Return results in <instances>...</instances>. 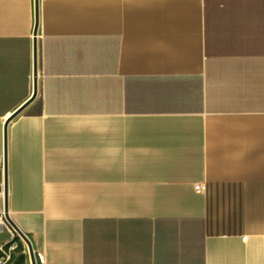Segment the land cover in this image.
I'll list each match as a JSON object with an SVG mask.
<instances>
[{
	"label": "crops",
	"instance_id": "obj_1",
	"mask_svg": "<svg viewBox=\"0 0 264 264\" xmlns=\"http://www.w3.org/2000/svg\"><path fill=\"white\" fill-rule=\"evenodd\" d=\"M2 215L0 264H264V0H0Z\"/></svg>",
	"mask_w": 264,
	"mask_h": 264
},
{
	"label": "water",
	"instance_id": "obj_2",
	"mask_svg": "<svg viewBox=\"0 0 264 264\" xmlns=\"http://www.w3.org/2000/svg\"><path fill=\"white\" fill-rule=\"evenodd\" d=\"M38 27V24L36 25V29ZM38 91V59H37V43L35 42L34 44V93L31 99H33ZM31 100H29L26 104H24L22 107H20L18 110H16L11 116L10 118L7 120L6 126H5V170L7 169V157H6V134H7V125L9 123V121L11 119H13L18 113H20L23 108L30 102ZM5 200H6V204H5V219L8 222V224L11 226V228L18 233L19 235H21L28 243V245L31 248V244L29 242V240L27 239V237L23 234V232L15 225V223L11 220V218L8 215V207H7V177L5 179ZM32 250V248H31Z\"/></svg>",
	"mask_w": 264,
	"mask_h": 264
},
{
	"label": "built area",
	"instance_id": "obj_3",
	"mask_svg": "<svg viewBox=\"0 0 264 264\" xmlns=\"http://www.w3.org/2000/svg\"><path fill=\"white\" fill-rule=\"evenodd\" d=\"M196 189H197V190H202V189H203V186H202L201 184H198V185H196ZM3 218H4L3 215L0 216V220H1V221H3ZM12 247H13V246H12ZM8 257H9V253L7 252L6 255H5V259H7Z\"/></svg>",
	"mask_w": 264,
	"mask_h": 264
}]
</instances>
